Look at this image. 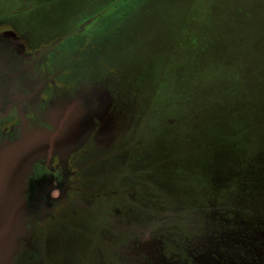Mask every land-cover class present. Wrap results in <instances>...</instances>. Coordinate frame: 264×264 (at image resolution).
Listing matches in <instances>:
<instances>
[{
	"label": "rangeland",
	"instance_id": "rangeland-1",
	"mask_svg": "<svg viewBox=\"0 0 264 264\" xmlns=\"http://www.w3.org/2000/svg\"><path fill=\"white\" fill-rule=\"evenodd\" d=\"M105 1L0 0V19L41 39ZM112 7L105 22L87 28L97 32L98 49L84 63L91 78L124 91L119 184L154 185L153 197L173 203L171 227L187 231L196 221L209 230L202 219L224 223L231 212L243 219L249 202L251 214L264 215V168L245 179L238 173L241 156L249 159L240 166L248 174L264 153V90L243 88L264 76V0H119ZM240 56L253 67L248 77Z\"/></svg>",
	"mask_w": 264,
	"mask_h": 264
},
{
	"label": "flooded vegetation",
	"instance_id": "flooded-vegetation-1",
	"mask_svg": "<svg viewBox=\"0 0 264 264\" xmlns=\"http://www.w3.org/2000/svg\"><path fill=\"white\" fill-rule=\"evenodd\" d=\"M98 16L85 26L88 20L80 16L41 39L0 19V48L37 91L27 122L52 129L45 114L95 86L111 99L106 137L97 134L100 122L95 119L93 131L67 156L56 153L33 164L29 184L38 182L42 197L11 264H264V215L258 211L245 220L233 212L224 223L202 219L209 230L201 231L196 221L192 232L171 227L173 203L169 207L153 197L154 185L119 184L127 150L124 91L91 78L84 63L98 49L93 42L97 32L87 30ZM21 68L27 72L20 73ZM111 71H106L109 77ZM21 126L16 114L0 119V144L14 141ZM112 184L114 189H108Z\"/></svg>",
	"mask_w": 264,
	"mask_h": 264
},
{
	"label": "water",
	"instance_id": "water-1",
	"mask_svg": "<svg viewBox=\"0 0 264 264\" xmlns=\"http://www.w3.org/2000/svg\"><path fill=\"white\" fill-rule=\"evenodd\" d=\"M26 72L21 68L20 73ZM36 94L34 84L21 77L0 48V119L10 114L22 119L17 138L0 144V264L12 263L36 218L32 209L39 206L42 195L38 182L29 184L33 164L56 153L67 156L93 131L95 119L100 122V138L109 132L111 99L103 89L95 86L75 102L54 106L45 114L52 129L25 118L36 105Z\"/></svg>",
	"mask_w": 264,
	"mask_h": 264
},
{
	"label": "trees",
	"instance_id": "trees-1",
	"mask_svg": "<svg viewBox=\"0 0 264 264\" xmlns=\"http://www.w3.org/2000/svg\"><path fill=\"white\" fill-rule=\"evenodd\" d=\"M119 0H106L105 2H103V3H101L100 5H98V6H96V7H94V8H92L91 10H89V11H85V12H83V14L81 15V17H84V19L83 20H89L90 18H92V17H94V16H96V15H98L99 14V16L97 17V19L94 21V23L92 24V25H94L96 22H102V21H104L103 19H102V14L104 13V12H106L108 9H110L112 6V8H114L113 10H115V4L118 2ZM119 11V10H118ZM117 10H116V14H118L117 12H118ZM102 12V13H101ZM115 14V15H116ZM102 16V17H101ZM101 17V18H100ZM115 17V16H114ZM114 17H111L110 19H112V18H114ZM82 20V19H81ZM105 22V21H104ZM97 29V28H96ZM206 46V45H205ZM246 55H249V54H246ZM228 57V55H226V56H224V55H221V57H220V60L222 61L221 63H224V62H226V58ZM245 56H240L239 57V59L238 60H241L240 62L241 63H243V64H245V65H243V67H244V69H243V72H244V75L246 76V77H248V75L250 76L252 73H253V67H247L246 66V58L247 57H245V59H243ZM230 58L227 60V63H226V66L228 65V62H230ZM232 63V62H231ZM236 63V61H233V63L231 64V65H233V64H235ZM230 66V65H229ZM261 81H264V76H262V77H258L257 79H255L254 78V82H248V83H246L245 85H243V88H244V92L246 93V94H248V93H251V92H247L249 89H250V87H251V89L253 90V91H257V90H264L262 87L261 88H259L260 86H261ZM256 83H257V87L255 88V86H256ZM247 85V86H246ZM263 87H264V85H263ZM252 95V94H251ZM241 97H242V95H240ZM243 98V97H242ZM241 98V99H242ZM245 99V98H244ZM236 106H238V102L235 104V107ZM246 109H247V107H245ZM230 109H232V108H230ZM229 109V110H230ZM243 109V108H242ZM228 110V111H229ZM248 110V109H247ZM226 112L225 114H227V113H229V112ZM242 114H247L246 112L245 113H242ZM248 114H249V112H248ZM264 116V115H263ZM227 118H228V116H227ZM245 158V156H243V158H242V156L239 158V160H238V173H239V175H240V177L241 178H243V179H245L249 174H253V171H256V170H258V169H263L264 168V166H262L261 165V163L258 165L257 163H256V161L257 160H261L262 158H264V153H259V154H257V156L255 157V161H253V163H250L249 165H250V167L248 168V170L246 171L248 174H244V172L243 171H240L241 170V168H240V166H241V164L243 163V162H245L246 160H249L248 158L245 160V161H241V160H243ZM264 163V162H263ZM249 179H251V178H249ZM253 203V202H252ZM250 207H251V203L249 202V204L248 203H246L245 205H244V207H243V210H242V213H241V215H242V217H243V220H245V218H248L249 217V215L248 214H250V215H252L251 214V209H250ZM244 208H246V209H244ZM248 235H249V233H248Z\"/></svg>",
	"mask_w": 264,
	"mask_h": 264
}]
</instances>
